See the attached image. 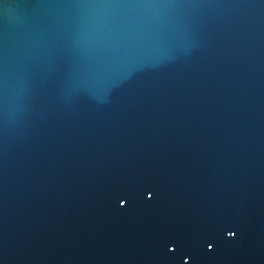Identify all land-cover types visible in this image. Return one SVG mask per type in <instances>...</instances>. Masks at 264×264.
<instances>
[{"label":"water","instance_id":"obj_1","mask_svg":"<svg viewBox=\"0 0 264 264\" xmlns=\"http://www.w3.org/2000/svg\"><path fill=\"white\" fill-rule=\"evenodd\" d=\"M0 264H264V0H0Z\"/></svg>","mask_w":264,"mask_h":264},{"label":"snow or ice","instance_id":"obj_2","mask_svg":"<svg viewBox=\"0 0 264 264\" xmlns=\"http://www.w3.org/2000/svg\"><path fill=\"white\" fill-rule=\"evenodd\" d=\"M123 203V202H122ZM230 235H232V233H230Z\"/></svg>","mask_w":264,"mask_h":264}]
</instances>
